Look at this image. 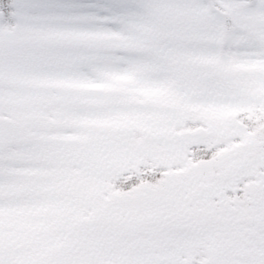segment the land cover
<instances>
[{"label":"snow or ice","instance_id":"obj_1","mask_svg":"<svg viewBox=\"0 0 264 264\" xmlns=\"http://www.w3.org/2000/svg\"><path fill=\"white\" fill-rule=\"evenodd\" d=\"M0 264H264V0H0Z\"/></svg>","mask_w":264,"mask_h":264}]
</instances>
